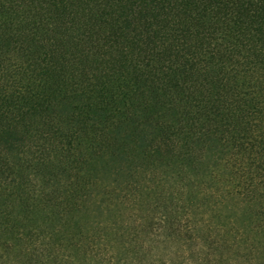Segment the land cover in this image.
I'll use <instances>...</instances> for the list:
<instances>
[{
    "label": "trees",
    "instance_id": "trees-1",
    "mask_svg": "<svg viewBox=\"0 0 264 264\" xmlns=\"http://www.w3.org/2000/svg\"><path fill=\"white\" fill-rule=\"evenodd\" d=\"M0 264H264V0H0Z\"/></svg>",
    "mask_w": 264,
    "mask_h": 264
},
{
    "label": "rangeland",
    "instance_id": "rangeland-1",
    "mask_svg": "<svg viewBox=\"0 0 264 264\" xmlns=\"http://www.w3.org/2000/svg\"><path fill=\"white\" fill-rule=\"evenodd\" d=\"M112 164H113V161L110 162V160H109V161H107V164H106V166L104 168L108 169L110 166H112Z\"/></svg>",
    "mask_w": 264,
    "mask_h": 264
}]
</instances>
